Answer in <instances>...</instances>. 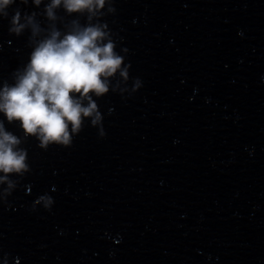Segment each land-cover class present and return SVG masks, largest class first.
Instances as JSON below:
<instances>
[{
	"label": "clouds",
	"instance_id": "1",
	"mask_svg": "<svg viewBox=\"0 0 264 264\" xmlns=\"http://www.w3.org/2000/svg\"><path fill=\"white\" fill-rule=\"evenodd\" d=\"M15 0H0V16L7 17V9ZM24 4L28 0H22ZM43 0H33L39 7ZM107 13H115L112 0H49L44 15L49 21L42 28L36 20V13L25 14L17 10L10 21L9 32L17 36L30 30L33 50L29 62L14 73V83H4L0 88V113L9 123L19 122L24 137H35L38 147L47 150L50 145L70 147L73 136L78 135L85 120L99 128V135L105 132L103 116L93 97L101 98L129 79L130 65H125L124 56L116 51V43L107 23L101 22ZM67 14L86 15L87 23L73 20L65 31L56 27L57 9ZM95 21V22H93ZM127 52V49H123ZM119 74L115 86L111 79ZM141 87V81H134L133 91ZM22 139L7 131L0 121V198L10 196L18 181L13 175L23 177L30 171L27 150L21 148ZM42 204L50 209L53 199L42 195L33 204Z\"/></svg>",
	"mask_w": 264,
	"mask_h": 264
}]
</instances>
